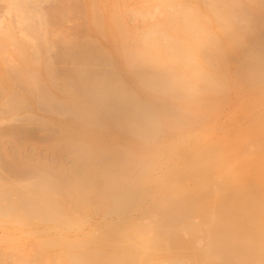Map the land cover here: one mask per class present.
<instances>
[{"label":"bare ground","instance_id":"1","mask_svg":"<svg viewBox=\"0 0 264 264\" xmlns=\"http://www.w3.org/2000/svg\"><path fill=\"white\" fill-rule=\"evenodd\" d=\"M0 1V123L83 163L0 173V264H264V0Z\"/></svg>","mask_w":264,"mask_h":264},{"label":"rangeland","instance_id":"2","mask_svg":"<svg viewBox=\"0 0 264 264\" xmlns=\"http://www.w3.org/2000/svg\"><path fill=\"white\" fill-rule=\"evenodd\" d=\"M52 1L54 2L55 0H52ZM121 4H122L121 9L127 10V11H129L132 8H136V7L140 6V3L136 0H126L125 2L122 0ZM3 5H4V1H3V4H2V1H0V12H2V10L4 9L5 5L4 6ZM88 19H89V17L86 14L73 16V15H70V13H69V17L66 19L65 22H63L61 24H56L53 28H56V29L64 28L69 32L77 30L79 36L81 38L83 37L82 39H84L85 30L82 27L87 22ZM113 51H115V50H113ZM116 54L117 53L114 52L113 55H115V56H113V57L115 59H117V61H120V60H118V57H119L118 54L117 55ZM119 59H120V57H119ZM59 65H61V66L66 65L68 67H74L75 64L72 61H68L65 64L59 63ZM130 81L135 83V81L129 79V83H131ZM133 83H131L130 85L133 87L136 86L135 84L133 85ZM14 120L12 121L13 124L20 122V121H17L16 119H14ZM14 122H16V123H14ZM10 125H11L10 121H8V122L6 121L4 123L2 121L0 123V162H1L0 163V173L2 174V176L5 179H8V180L10 178L12 179V176L15 173L12 171L13 169H15V168L19 169L24 164L27 166L26 168H28V165L32 164V161H33V163L39 162V161L43 162V163L48 162L47 164L51 163L50 165H54V166H55V164L58 165V164L63 163L66 167L67 166H69V167L74 166V165L78 164L77 161H80L78 159L76 160V162L74 161L76 158H79V157H77L78 152L76 153L75 152L76 150L73 147V144H72L73 141L68 140L64 137L60 138L59 137L60 131H59V129H58L59 127L57 125H55V126L53 125V127L50 126L51 128L47 127L48 129L44 128L41 131H40V129L39 130L36 129L37 131L34 130L32 134L25 135V136L21 135L22 137L16 136L14 133L12 134V132L10 130H8L9 129L8 126H10ZM169 133H171V131L166 134L167 140L171 141V139L174 140L175 137L177 138V135H176L177 131H176V133H175V131L174 132L172 131L171 134H169ZM170 137H171V139H170ZM115 138L117 139L116 140L117 142H119L118 140H121V142L123 141V137L120 135L118 137L116 136ZM67 141H69V143ZM160 141H161V139H160ZM160 141L158 140L157 143L161 144L162 141L161 142ZM19 158H20V160L21 159H24V160H22V162H21L19 160ZM26 158H28V159H26ZM23 161H24V163H23ZM27 162H29V163H27ZM54 162H55V164H52ZM80 164L83 165L82 162H79V164L76 166H81ZM14 165H15V167H14ZM19 165L20 166L22 165V166L20 167ZM25 165L23 167H25ZM163 166L157 167L156 174L160 175L163 173V170L166 169V165H163ZM9 171H11V172H9ZM136 212H137L136 214H135V212H133V214H134L133 216H135V217H137V214H138V216L140 214L138 211H136ZM92 215H93V217L91 216V214L89 216L90 217L89 222L92 221V222H90V224H92V225H94L96 223V222H93V221H95V219H96V221L97 220L99 221L102 218V217L101 218L99 217L100 216L99 214L95 215L94 213H92ZM91 217L93 220H91ZM74 234L75 233L73 232L71 235H74Z\"/></svg>","mask_w":264,"mask_h":264}]
</instances>
